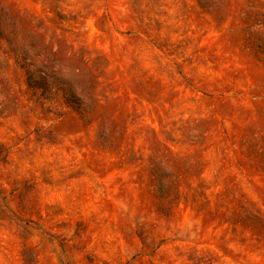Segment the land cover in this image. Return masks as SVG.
Here are the masks:
<instances>
[{
  "label": "clouds",
  "instance_id": "obj_1",
  "mask_svg": "<svg viewBox=\"0 0 264 264\" xmlns=\"http://www.w3.org/2000/svg\"><path fill=\"white\" fill-rule=\"evenodd\" d=\"M3 6L7 11L10 0ZM160 7L173 23L213 37L241 74L257 62L264 65V0H167ZM128 8L125 0H42L37 14L46 27L59 29L57 35H77L106 10L127 16ZM153 35L132 32L138 42ZM134 48L123 53L125 64ZM51 72L48 79L56 89L75 101L68 112L55 110V119L48 118L42 97H34L30 112L31 105L8 106L0 95V264H138L142 245L149 247L162 218L177 211L178 188L219 187L221 211L227 207L260 217L244 202L233 177L246 172L264 201V112L246 121L253 133L241 157L233 154L231 131L209 138L201 123L207 117L186 111L187 97L165 89L152 105L157 130L122 140L115 116L101 107L82 65L74 64L67 76L59 64ZM68 131L73 135L66 136ZM58 133L66 142H79V151L52 155L46 140ZM69 172L80 178L69 180ZM257 225L264 232V218Z\"/></svg>",
  "mask_w": 264,
  "mask_h": 264
},
{
  "label": "rangeland",
  "instance_id": "obj_2",
  "mask_svg": "<svg viewBox=\"0 0 264 264\" xmlns=\"http://www.w3.org/2000/svg\"><path fill=\"white\" fill-rule=\"evenodd\" d=\"M125 3L127 16L119 9L106 10L99 21L87 22L86 33L57 35L59 29L46 27L37 14L42 0H10L7 11L0 0V95L9 100L8 106L31 105V112L36 107L34 97L39 96L49 108V119H55V110L68 112L75 101L58 91L48 77L54 75L51 68L56 64L66 76L74 64L82 65L101 107L115 116L113 124L121 129L122 140L155 132L159 117L153 101L165 89L177 90L176 95L187 97L186 111L207 117L201 123L209 138L231 131L233 154L244 157L253 133L246 121L264 112V65L257 62L241 74L212 43L213 37L173 23L169 12L160 7L167 0ZM140 3L144 9L138 7ZM133 29L141 35L146 30L154 34L153 39L138 42L132 37ZM133 45L135 56L125 64L123 53ZM46 146L54 156H68L80 148L79 142H66L59 133L50 136ZM79 178L78 172L68 174L71 181ZM233 179L239 180L244 202L264 218V201L247 173ZM221 196L219 187L214 191L202 185L178 188L177 211L162 218L161 230L149 247L142 245L138 264H264L259 218L227 207L221 211Z\"/></svg>",
  "mask_w": 264,
  "mask_h": 264
}]
</instances>
